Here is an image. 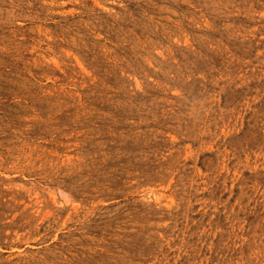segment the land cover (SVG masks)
I'll list each match as a JSON object with an SVG mask.
<instances>
[{"label":"rangeland","instance_id":"1","mask_svg":"<svg viewBox=\"0 0 264 264\" xmlns=\"http://www.w3.org/2000/svg\"><path fill=\"white\" fill-rule=\"evenodd\" d=\"M0 264H264V0H0Z\"/></svg>","mask_w":264,"mask_h":264}]
</instances>
